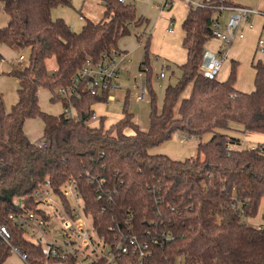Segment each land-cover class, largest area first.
Listing matches in <instances>:
<instances>
[{"label": "trees", "instance_id": "16d2710c", "mask_svg": "<svg viewBox=\"0 0 264 264\" xmlns=\"http://www.w3.org/2000/svg\"><path fill=\"white\" fill-rule=\"evenodd\" d=\"M102 2L103 18L87 20L80 31H74L52 15L59 6H71V0H0V8L10 18L0 28V45L28 54L25 63L12 62L7 73L19 81L18 101L10 111L0 92V224L9 227L11 245L26 255L28 264H82L74 256L46 259L41 246L27 240L9 220L10 214L36 211L32 194L46 179L70 208L60 187L73 178L85 214L96 223L98 238L110 245L123 236L149 244L142 260L131 249L117 254L115 264H176L180 257L185 264H264V228L247 222L264 208V152L240 148L241 140L227 133L238 124L243 133L264 135V59L254 55L251 93L235 88L236 60L231 61L225 81L200 73L204 49L212 40L214 7L236 4L205 0L203 4L210 7L191 6L182 22L186 61L179 66L180 78L165 87L161 108L146 43L141 66L147 67L150 114L149 126L142 130L128 110L129 91L123 117L109 128L105 117H100L99 126L90 125L96 115L93 105L109 101L106 91L95 96L82 86L80 97L72 99L78 112L74 120L63 111L46 113L39 104L43 88L50 92L52 103L67 106L68 100L57 90L72 83L87 59L98 61L146 21L131 2ZM51 59L56 61L55 71L48 67ZM32 119L43 121L44 134L37 143L45 142L46 147L28 138L24 126ZM177 134L201 139L195 156L175 160L150 153ZM206 135L211 138L203 142ZM6 191L23 197L22 207L8 200ZM235 200L245 204L236 210ZM163 231L174 239L155 244L153 238ZM11 255L7 245L0 246V264ZM88 264L109 263L100 258Z\"/></svg>", "mask_w": 264, "mask_h": 264}, {"label": "built area", "instance_id": "2783aa9c", "mask_svg": "<svg viewBox=\"0 0 264 264\" xmlns=\"http://www.w3.org/2000/svg\"><path fill=\"white\" fill-rule=\"evenodd\" d=\"M121 3H127L129 0H120ZM194 6L210 7L203 3L192 2ZM216 9L215 19L212 23V40L217 41L216 50L210 49L207 45L203 52V58L200 65V73L209 79L217 78L224 62L230 56L231 47L238 41L245 39V29L254 28L252 18L255 15H263L262 12L247 6H225L214 7ZM228 11L229 14L225 21L220 17L219 13ZM172 33V30H169ZM261 54L264 59V38L261 36L257 41L256 54ZM20 60H25V56H20ZM130 62L127 52L121 51L116 47H111L110 51L105 52L101 59L94 61L87 59L83 67L77 72L72 79V83L67 87H61L57 93L68 100L67 106L63 108L66 118L74 120L78 119V112L73 105L72 99L80 97V89L85 87L92 95L99 96L105 91L108 92V100L112 101L116 97V92L121 88L120 79L123 67ZM147 67L140 65L138 73L139 80L135 85L138 90L134 94V98L138 103H142L148 98V82L144 74ZM165 77V72H161L157 76L160 81ZM96 119L94 117L93 121ZM184 140L187 137L182 136ZM35 144L39 147H46L45 142ZM230 148V146L228 147ZM240 148H243L240 146ZM251 149H261L264 152V143H256L250 146ZM90 183H93L91 180ZM61 193L70 203L67 208L60 197L54 192L49 179L33 192L32 199L36 202V211L27 210L19 214L13 213L9 215V220L24 232L27 240L41 246L42 252L46 259H65L74 256L78 262L88 264L94 260L105 258L109 264L116 263L117 254H127L131 249L133 253H138L140 260L147 256L149 244L139 242L136 237L126 238L123 236L122 241L115 242L113 245L106 244L102 239L96 236V223L84 211V200L80 195L78 184L73 178L68 179L60 187ZM6 198L22 207L24 198L4 194ZM101 198V194H99ZM245 202L235 200L233 208L239 210ZM49 217V218H47ZM264 219V218H263ZM53 221L65 226L66 235L62 240H50L47 233L51 231ZM248 221V220H247ZM256 227L264 228V220ZM11 231L5 224H0V246L7 245L11 252H17L24 264L27 258L19 248L11 245ZM174 239L171 233L163 231L161 235L155 236L153 242L157 245L168 243ZM82 253V256L79 255Z\"/></svg>", "mask_w": 264, "mask_h": 264}, {"label": "rangeland", "instance_id": "374dc122", "mask_svg": "<svg viewBox=\"0 0 264 264\" xmlns=\"http://www.w3.org/2000/svg\"><path fill=\"white\" fill-rule=\"evenodd\" d=\"M71 6H59L52 12L53 18H62L71 26L73 25L76 31H80L87 20L100 21L104 14V3L102 0H71ZM167 0H131L136 7L137 15L146 19L143 26L132 28L131 34L122 38L119 41L120 50L128 52L131 64L127 69H123L120 79L121 88L117 90L116 97L112 101L99 102L95 104L93 110L98 114L102 111L107 120L117 122L122 118L125 96L129 91L128 110L134 115V122H136L142 130H146L149 126L150 114V98L146 101L138 103L134 94L138 88H135L139 80V66L145 60V46L149 41V64L151 67L153 88L157 95V105L162 106L165 87L169 84H175L176 80L180 78L181 72L179 66L185 63L187 52L182 45L183 29L182 22L185 19L187 12L194 4L192 2L203 3L205 0H168L170 6H165ZM237 4L256 9L262 12L259 18L254 19V24H257V29L254 31H247L246 37L243 41L237 42L233 45V53L224 62L221 71L217 76V80L224 81L228 78L231 69V60L239 62L237 68L236 89L241 92L248 90V86L254 85V68L251 61L254 57L255 43H257L260 35L264 38V0H232ZM228 12L223 13V18H226ZM83 16L84 19H81ZM9 16L0 8V28L7 26L9 23ZM172 23V24H171ZM256 28V27H255ZM168 29L172 30V33ZM261 30L263 32L261 33ZM141 36L140 39L138 37ZM257 40V41H256ZM215 41L209 43V48H214ZM18 56L21 54L15 51ZM256 59L261 58V54H255ZM26 60L23 62L25 63ZM49 64L52 62L48 61ZM170 64L166 67L168 77L157 80V75L161 72L162 63ZM165 68V67H164ZM50 69V68H49ZM54 71L53 69H50ZM136 74V75H135ZM146 75V72H144ZM135 75V76H134ZM105 127L108 126V122ZM110 127V126H108ZM127 134H133V130L127 129ZM242 134V133H241ZM182 134L174 136L172 140L164 143L166 147L171 146L169 153L173 155L172 148L178 149L179 158L193 157L196 155V148L201 141L199 138H190L185 141ZM242 147L249 148L256 143H264V135L256 133H244ZM209 136L204 137L203 142L207 141ZM169 143V145L167 144ZM163 144V145H164ZM176 153V152H175ZM155 154V153H154ZM264 208L261 207L256 217L247 220L249 224L256 227L263 221ZM245 219V218H244ZM51 231L47 233L50 240H62L66 235V228L60 223L53 221L50 226ZM82 256V253H79ZM5 264H24L21 256L14 252ZM176 264H185L184 258L180 257Z\"/></svg>", "mask_w": 264, "mask_h": 264}, {"label": "crops", "instance_id": "0c3cea01", "mask_svg": "<svg viewBox=\"0 0 264 264\" xmlns=\"http://www.w3.org/2000/svg\"><path fill=\"white\" fill-rule=\"evenodd\" d=\"M129 1H131V0H129ZM230 1H232V0H230ZM232 2H234V1H232ZM235 4H236L235 6H244V5H240V4H237V3H235ZM165 6L166 7L167 6H170V3L168 2V0L165 2ZM224 12H228V11H224ZM224 12L219 13L220 14V17H221V19L223 21H225L226 18H227V17L226 18H223V13ZM228 14H229V12H228ZM258 16L259 15H255L252 18L253 23H254V19L255 18H259ZM80 18L81 19H84L83 16H80ZM261 19L263 20L264 18H261ZM255 25H257V24H254V28H252V29L246 28L245 29V34L247 33V31H254L255 29H257V26H255ZM70 27L72 28V30L76 31L75 28H73L74 27L73 25H71ZM168 30H170V29H168ZM262 32H263V30H261V33ZM261 36L262 35H260V37ZM183 37H184V34H183ZM182 40H183V38H182ZM238 42H241V41H238ZM209 43L207 44V46L209 45ZM118 45H119V43H118ZM217 45H218V42L215 41L214 48L212 50H216ZM118 48H119V46H118ZM121 51L127 52L125 50H121ZM256 51H257V43H255L254 55L256 54ZM231 53H233V46L230 49V54ZM22 55L27 58V55L28 54L25 53V52H23V53H21L18 56V54L16 52H14L13 49H11V48H9V47H7L5 45H0V92L3 94V98H4V102H5V106H6L7 111H10L11 108L17 103V101H18V89H19V81L16 78H13V77L7 75V73L10 72V70H11V63L12 62H20V59L19 58ZM253 59H254V57H253ZM49 61L52 62V63L49 64V62H48V67L50 69H53L55 71V69L57 67L55 59H51ZM252 61H251V65H252ZM130 64H131V59H130V62L129 63H127L126 65H124L123 69H127V67H129ZM162 65L163 66L161 67V72H165V77L163 79L169 78L168 77V73H167V71L165 69H166V67H168V66L170 67L171 65L168 64V63H166V62H163ZM138 69L140 70V66H139ZM254 78H255V70H254ZM235 88H236V84H235ZM254 90H255V86L253 84H251L250 86H248V90H246L245 92L246 93H251ZM38 95H39V104H40V107H41V109L44 112L49 113V114H52V115H59V114L62 113V111H63L62 104L61 103H52L51 102V94H50V92L48 90L41 88L39 90ZM93 107H95V105H93ZM95 114H96L95 115L96 116V119L90 123L91 126H93V127L99 126V124H100V117H105V123L107 121H109V120H107L106 116H104V114H103L102 111H99L98 114L95 112ZM122 117H123V114H122ZM105 123H104V125H105ZM108 123H109L108 126H111L112 124H114L116 122L109 121ZM108 126H106L105 128H109ZM231 128H232V130L228 131L227 133L230 136H232V137H235V138L240 139L241 142L243 141V143H244L245 142V140L243 139L244 133L242 132L243 131V127L241 125H238V124H232L231 125ZM24 130H25L28 138L30 139V141L32 143H35L44 134V123H43V121L41 119L28 120L25 123ZM179 135L180 134H177L176 136H179ZM206 136H209V139L208 140H210L211 135H206ZM185 141H187V140H185ZM167 144L169 145V143H167ZM164 146H165V144L164 145H161L160 147L154 148V149H152L150 151V153L151 154H154V153L155 154H165V155H167V156H169V157H171L172 159H175V160H184V159L188 158L187 157L188 154H185V157L179 158V156H180V155H178L179 154L178 153L179 151H178V149H175L174 147L172 148V150H173V152L175 151L176 153L174 152L173 155H172V154L169 153V150H170L171 146L170 145L169 146L166 145V147H164ZM250 219H252V218H250ZM247 222L249 223V221H247Z\"/></svg>", "mask_w": 264, "mask_h": 264}]
</instances>
